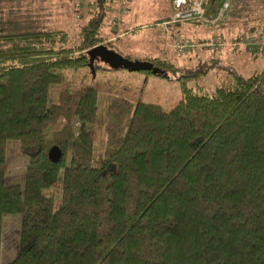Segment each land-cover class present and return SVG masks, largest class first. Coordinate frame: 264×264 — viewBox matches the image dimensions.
Here are the masks:
<instances>
[{
	"label": "trees",
	"instance_id": "1",
	"mask_svg": "<svg viewBox=\"0 0 264 264\" xmlns=\"http://www.w3.org/2000/svg\"><path fill=\"white\" fill-rule=\"evenodd\" d=\"M222 2L204 0L202 18ZM102 18L89 14L73 44L0 20V242L2 215L20 217L3 264H264V70L140 59L175 75L165 109L88 67ZM214 69L229 83L187 85ZM9 140L26 159L21 182L5 177Z\"/></svg>",
	"mask_w": 264,
	"mask_h": 264
},
{
	"label": "rangeland",
	"instance_id": "2",
	"mask_svg": "<svg viewBox=\"0 0 264 264\" xmlns=\"http://www.w3.org/2000/svg\"><path fill=\"white\" fill-rule=\"evenodd\" d=\"M172 1L1 0L0 20L61 30L67 34V44H73L79 26L89 14L101 10L100 43L122 56L129 55L131 59L138 60H167L178 67H190L198 61L214 57L244 76L264 70V0H223L226 5L222 15L178 21L172 18ZM203 1L200 0L201 6ZM174 40L182 44L180 51L173 46ZM92 63L100 70L99 80H114L113 88L117 85L124 86L122 88L138 87L143 101L158 103L167 109L179 98V85L173 74L158 77L142 70L111 69L98 59ZM228 83V74L220 69L210 70L187 81L193 90L207 92L213 86ZM111 95V92L97 94L98 114H105V103ZM101 129L102 126L98 125L97 138L102 136ZM25 162L17 143L7 141L4 160L6 179L21 182ZM19 219V214L15 213L2 215L0 264L14 255Z\"/></svg>",
	"mask_w": 264,
	"mask_h": 264
},
{
	"label": "water",
	"instance_id": "3",
	"mask_svg": "<svg viewBox=\"0 0 264 264\" xmlns=\"http://www.w3.org/2000/svg\"><path fill=\"white\" fill-rule=\"evenodd\" d=\"M87 65L91 69L94 59L106 64L111 69L123 68L127 71L150 69L156 71L147 61L126 58L112 50L107 49L103 44H96L86 50Z\"/></svg>",
	"mask_w": 264,
	"mask_h": 264
},
{
	"label": "built area",
	"instance_id": "4",
	"mask_svg": "<svg viewBox=\"0 0 264 264\" xmlns=\"http://www.w3.org/2000/svg\"><path fill=\"white\" fill-rule=\"evenodd\" d=\"M226 3L223 2L221 7L219 8V11L217 12V16L222 15V12L225 8ZM172 9H173V15L172 18L174 21L178 20H186V19H201L202 15V8H201V2L200 0H193L191 2H187L186 0H173L172 1ZM182 44L179 42H176L174 40V47L177 49V51H180Z\"/></svg>",
	"mask_w": 264,
	"mask_h": 264
}]
</instances>
